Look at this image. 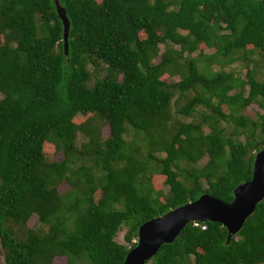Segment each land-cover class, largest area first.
<instances>
[{
	"label": "trees",
	"instance_id": "1",
	"mask_svg": "<svg viewBox=\"0 0 264 264\" xmlns=\"http://www.w3.org/2000/svg\"><path fill=\"white\" fill-rule=\"evenodd\" d=\"M97 1L57 0L68 26L64 48L62 24L51 0H0L4 264H52L60 257L67 264L80 258L85 264H122L142 223L202 194L229 203L232 190L249 180L253 156L264 147V121L254 136L256 121L241 113L250 104L264 112V78L257 80L250 69L241 81L222 69L211 73L207 65H197L202 58L222 68L237 58L250 61L248 50L263 52L264 0ZM159 45L164 48L160 54ZM199 46L211 52L191 57ZM96 63L106 67V74L89 87L86 67ZM162 74L179 75V81L167 83L160 79ZM196 88L202 94L177 112L190 116L202 105L231 124L236 138L223 137L221 129L204 134L198 125L173 123L170 137L152 148L164 154L157 159V173L164 177L168 194L160 202L149 179L138 180L144 167L127 153L123 135L126 126L144 132L149 119L168 110L175 93ZM85 113L104 116L109 130L108 139L93 152L103 179L100 186L89 167H68L85 155L74 145L75 131L81 127L73 123ZM46 144L61 153L59 162L44 161ZM178 153L186 163L204 156L206 161L199 168L180 169ZM123 160L125 164L116 167ZM62 181L69 190L60 195L56 185ZM97 190L101 198L96 204ZM32 214L47 225L46 234L28 232L24 240L18 238L8 224L24 225ZM122 228L127 246L114 241ZM145 264H264V199L228 242L217 223H189Z\"/></svg>",
	"mask_w": 264,
	"mask_h": 264
},
{
	"label": "rangeland",
	"instance_id": "2",
	"mask_svg": "<svg viewBox=\"0 0 264 264\" xmlns=\"http://www.w3.org/2000/svg\"><path fill=\"white\" fill-rule=\"evenodd\" d=\"M96 2H98L96 0ZM183 34V32H181ZM144 35L141 33L140 38ZM2 38L0 36V43ZM170 49L173 51H178L177 46L170 45ZM163 46L159 45V54L163 52ZM211 51L205 49L202 46H199L198 49L191 54V57H198V53H202L203 55L209 54ZM239 56V55H237ZM250 61H243L240 58H237L235 62L232 64L220 67L217 63L208 64L202 58H198V67L206 68L207 71L214 73L218 72L221 69L226 73H231L235 78L245 81L244 74L246 70L252 69L255 78L257 80H261L264 78V51L258 50H248V54ZM174 62L177 64H182V60H177L176 57ZM156 62V61H155ZM176 64H172L170 69ZM89 72V80L87 82V86L91 87L94 85L95 81L101 79L106 74V67L100 63H96L95 65L89 64L86 67ZM179 75L168 76L167 74H162L160 76L161 80H164L167 83H173L179 81ZM117 81L120 80L119 76L114 77ZM247 87L245 86L244 92H242V96H245ZM237 91V88L235 89ZM233 92H230L231 95ZM202 91L199 88L194 91H186L181 95L175 93L172 97L168 110H164L159 117H155L148 120L147 129L144 132L135 131L131 127L126 126V131L123 135V139L126 143L127 153H129L135 160L141 163L144 167V172L141 176H139L138 180L144 181L145 179H149V186L151 187L154 193H160V197L158 200L162 201V198L167 196L168 187L164 184V177L157 173L158 163L157 159H160L164 156L162 152L153 151V147L156 145L158 140L161 138L168 139L170 135L174 132L173 123H191L198 125L204 134L209 133L212 128L221 129L222 135L225 138L235 139L232 132V125L227 124L218 116L214 115L209 109L205 108L202 105H198L194 108L190 116H184L177 112V110L184 105L188 99L195 95H201ZM204 95V94H203ZM205 96V95H204ZM212 104L215 105L216 101L212 100ZM220 110L225 114L228 113V109L225 106H221ZM242 115L247 117L249 120L256 121L257 127L253 130L254 136L258 134L260 121H264V112L258 108L255 104H250L246 108L242 110ZM261 117V120L258 118ZM73 123L81 127V130H76L74 134V145L77 149L85 152V155L82 157H76L73 159L72 164H70L69 170L75 171L80 165L87 166L91 169L92 178L94 179L95 185L100 186L103 182L101 177V172L94 166L93 163V152L98 149L109 137V130L106 123V119L104 116L95 114V113H85L78 114L74 119ZM239 140L242 141L243 137H238ZM44 161L46 163L50 162H59L62 159V155L60 152L54 150L51 144H46L43 148ZM179 154L180 160L177 161V166L180 169H192L201 167L205 161L206 157H202L200 160L194 163H186ZM125 164V160L120 161L116 164V167H121ZM68 175V173H67ZM75 176H70V179H74ZM185 179H188L189 175H184ZM202 188H206V184L203 180L200 181ZM56 189L58 194L63 195L69 190L68 184L64 181L58 183L56 185ZM101 198L100 192L97 190L93 195L94 203H98ZM9 227L16 233V236L21 239H25L28 236V232L36 233L40 236H43L47 232V225L39 224L37 221V217L35 215H30L27 222L22 224H8ZM125 232V228H122L114 237V241L120 245L127 246V244L123 240V235ZM192 258L189 257L187 261H191ZM86 261L84 258L74 259L73 264H85ZM0 264H4L3 260V251L0 249ZM52 264H67L66 259L63 257L54 258L52 260Z\"/></svg>",
	"mask_w": 264,
	"mask_h": 264
},
{
	"label": "water",
	"instance_id": "3",
	"mask_svg": "<svg viewBox=\"0 0 264 264\" xmlns=\"http://www.w3.org/2000/svg\"><path fill=\"white\" fill-rule=\"evenodd\" d=\"M51 1L62 24L65 48L67 22L57 0ZM263 199L264 147L254 154L249 180L232 190V199L229 203L202 194L194 201L142 223L136 230L135 246L127 251L122 264H145L157 253L161 245L171 244L180 231L191 222L219 224L225 229L228 242L241 230L245 220Z\"/></svg>",
	"mask_w": 264,
	"mask_h": 264
},
{
	"label": "built area",
	"instance_id": "4",
	"mask_svg": "<svg viewBox=\"0 0 264 264\" xmlns=\"http://www.w3.org/2000/svg\"><path fill=\"white\" fill-rule=\"evenodd\" d=\"M193 226H198V222H191ZM201 229H204L203 226L200 227Z\"/></svg>",
	"mask_w": 264,
	"mask_h": 264
}]
</instances>
